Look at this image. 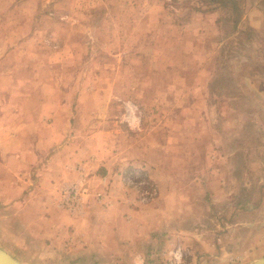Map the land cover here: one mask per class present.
I'll use <instances>...</instances> for the list:
<instances>
[{
	"label": "rangeland",
	"instance_id": "1",
	"mask_svg": "<svg viewBox=\"0 0 264 264\" xmlns=\"http://www.w3.org/2000/svg\"><path fill=\"white\" fill-rule=\"evenodd\" d=\"M29 70L91 115L68 138L115 134L134 162L116 181L131 206L107 236L127 264L264 257V0H0V76ZM75 164L82 208L108 207L114 181ZM0 245L23 264L92 263Z\"/></svg>",
	"mask_w": 264,
	"mask_h": 264
},
{
	"label": "crops",
	"instance_id": "2",
	"mask_svg": "<svg viewBox=\"0 0 264 264\" xmlns=\"http://www.w3.org/2000/svg\"><path fill=\"white\" fill-rule=\"evenodd\" d=\"M20 73L0 76V83L8 82L0 84V242H12V248L22 251H44L51 258L90 264H124L125 259L127 264L131 251L108 246V237L117 238L120 216L131 206L130 198L116 188L117 173L134 162L116 149L123 144H118L115 134L111 140H93L104 136L86 137L83 132L68 138L73 125L85 130L79 117H90L89 112L81 106L70 108L62 99L65 90L52 88V77H37L30 70ZM71 118L75 120L70 127ZM53 131L59 132L54 135ZM97 144L113 147L115 152L92 154ZM81 161L90 170L91 184L101 179L110 189L114 181L116 197L108 207L87 200L81 214L70 215L59 208L57 189L77 179L71 165Z\"/></svg>",
	"mask_w": 264,
	"mask_h": 264
},
{
	"label": "built area",
	"instance_id": "3",
	"mask_svg": "<svg viewBox=\"0 0 264 264\" xmlns=\"http://www.w3.org/2000/svg\"><path fill=\"white\" fill-rule=\"evenodd\" d=\"M85 190V176L81 175L77 181L64 183L57 189L58 206L71 214L82 210V195Z\"/></svg>",
	"mask_w": 264,
	"mask_h": 264
},
{
	"label": "water",
	"instance_id": "4",
	"mask_svg": "<svg viewBox=\"0 0 264 264\" xmlns=\"http://www.w3.org/2000/svg\"><path fill=\"white\" fill-rule=\"evenodd\" d=\"M0 264H23L16 260L11 254L0 247ZM248 264H264V257L258 258Z\"/></svg>",
	"mask_w": 264,
	"mask_h": 264
}]
</instances>
